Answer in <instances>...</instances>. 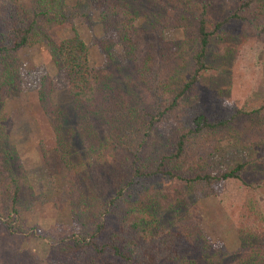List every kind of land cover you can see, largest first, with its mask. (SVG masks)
<instances>
[{
	"label": "trees",
	"instance_id": "trees-1",
	"mask_svg": "<svg viewBox=\"0 0 264 264\" xmlns=\"http://www.w3.org/2000/svg\"><path fill=\"white\" fill-rule=\"evenodd\" d=\"M109 1V10H100V16L104 24L109 23L111 33L118 29L121 60L109 48L113 35L111 40L107 36L103 43L106 62L95 67L88 60V46L77 33L61 39L54 35L57 26L73 25L67 15L74 14L77 5L64 0H34L26 7L20 0H0V102L25 82L18 48L43 42L63 71L80 115L91 123L87 163L79 169L74 161H68L74 145L67 134L71 137L73 133L55 114L60 108L57 110L50 98L52 80L48 75L40 78L37 100L53 118L57 150L66 168L63 183L70 194V212L77 230L52 243L50 255L61 264H217L218 256L209 241L195 226L182 221L177 207L183 201L162 188L157 169L167 168L170 177L187 183L193 193L218 184V191L223 192L225 183L244 182L246 161H237L216 175L206 167V155L201 151L207 142L216 145L232 138L247 147L263 149L264 101L242 92V85L229 83L224 90L215 89L209 108L205 103L200 105L192 89L209 73L206 47L218 29L224 31L229 17L249 24L250 18L241 12L246 8L264 41V0H238L233 12L211 29L202 12L194 30L198 49L191 58L175 41L162 45L155 41L156 47L149 33L133 23L130 16L135 7L131 1ZM189 2L186 0L177 14L178 27L186 20ZM218 51L224 57L229 53L224 44ZM3 129L0 115V221L10 232H18L25 230L20 222L25 199L17 170L12 168L13 149L1 142ZM166 132L174 134L170 148ZM246 132L249 135L244 138ZM261 172L260 178L264 169ZM243 186L231 183L227 209L239 210L241 199L235 205V193L242 190L244 205L260 215L250 191L252 183L244 182ZM154 211H171L170 223ZM233 222L240 231L250 227L236 216Z\"/></svg>",
	"mask_w": 264,
	"mask_h": 264
},
{
	"label": "rangeland",
	"instance_id": "rangeland-1",
	"mask_svg": "<svg viewBox=\"0 0 264 264\" xmlns=\"http://www.w3.org/2000/svg\"><path fill=\"white\" fill-rule=\"evenodd\" d=\"M20 1L26 7L34 3V0ZM128 1L135 7L131 9L130 16L133 23L141 26L143 33H149L148 38L153 40L156 47L155 41L160 45L164 41H175L184 49L183 54L191 58L198 49L194 30L200 14L205 12L202 15L207 28L211 29L214 23L232 13L241 0H190L182 27H178L175 22L179 20L177 14L186 0ZM64 2L77 7L74 14L67 15L73 25L68 23L57 26L54 30L56 38L77 33L88 46L90 64L99 67L106 62L104 39L110 36L111 40L113 35L109 48L121 60L122 45L116 42L118 29L111 33L109 23L104 24L100 16V10H109L110 1ZM251 5L256 4L254 2ZM241 12L250 18V23L229 17V22L223 25L224 31L218 29L206 47L205 59L210 63V71L192 89L198 95L200 105L205 103V107L210 108L215 89L224 90L229 83L242 85V92L258 102L264 101V41L256 32L255 22L248 15L247 9L243 8ZM223 44L229 51L225 57L218 51ZM17 52L26 79L20 89H12L4 101L0 102V115L4 124L1 142L13 149L12 168L17 170L25 199L20 207V222L25 230L10 232L0 221V264H61L57 257L50 255V245L77 230L70 212V194L63 183L66 168L57 150L51 123L53 118L42 110L37 100L36 90L40 78L48 75L52 80L50 98L53 106L61 110L55 114H58L63 125L72 128L73 133L71 137L67 134L74 145L68 161H74L79 169L87 163V152L91 146L87 130L91 129V123L80 115L73 103L66 88L64 73L54 63L46 43L21 46ZM190 68L188 65L187 71ZM165 134L169 137L174 135L171 132ZM248 135L246 132L243 137L247 138ZM172 137L166 141L169 148ZM214 143L207 142V147L201 151L206 155V167L219 175L231 169L235 162L246 161L248 164L243 172V180L253 185L250 191L254 193L260 215L244 205L242 199L245 191L242 190L235 193V205L241 199V207L237 205L239 210L227 209L231 204V183L244 188V182L239 180L225 183L227 187L223 192L218 191V184L199 188L197 193H193L187 183L170 177L167 168L157 169L160 173L156 178L160 179L163 189L183 201L177 207L182 221L195 226L198 233H202L209 241L218 256L217 264H245V259L251 260L247 264H255V261L256 264H264V176L258 177L264 169V148L247 147L237 138L224 139L216 145ZM0 163H3L1 158ZM154 214L163 218L165 223H170L172 219L171 211H154ZM233 216L250 227L240 231L233 222Z\"/></svg>",
	"mask_w": 264,
	"mask_h": 264
}]
</instances>
